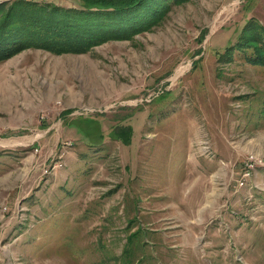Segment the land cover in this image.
Wrapping results in <instances>:
<instances>
[{
  "label": "rangeland",
  "instance_id": "374dc122",
  "mask_svg": "<svg viewBox=\"0 0 264 264\" xmlns=\"http://www.w3.org/2000/svg\"><path fill=\"white\" fill-rule=\"evenodd\" d=\"M249 17L264 0H187L0 61V264H264V68L219 58Z\"/></svg>",
  "mask_w": 264,
  "mask_h": 264
},
{
  "label": "trees",
  "instance_id": "16d2710c",
  "mask_svg": "<svg viewBox=\"0 0 264 264\" xmlns=\"http://www.w3.org/2000/svg\"><path fill=\"white\" fill-rule=\"evenodd\" d=\"M187 0H76L63 6L37 0L0 2V61L18 49L36 47L52 53L83 52L110 39H131L161 22L173 6ZM243 54L264 68V25L249 17L236 41L220 57Z\"/></svg>",
  "mask_w": 264,
  "mask_h": 264
},
{
  "label": "built area",
  "instance_id": "2783aa9c",
  "mask_svg": "<svg viewBox=\"0 0 264 264\" xmlns=\"http://www.w3.org/2000/svg\"><path fill=\"white\" fill-rule=\"evenodd\" d=\"M249 167H250V170H246V171H244V173H243V177L249 176L250 171L253 170V168H254V164L251 163Z\"/></svg>",
  "mask_w": 264,
  "mask_h": 264
},
{
  "label": "crops",
  "instance_id": "0c3cea01",
  "mask_svg": "<svg viewBox=\"0 0 264 264\" xmlns=\"http://www.w3.org/2000/svg\"><path fill=\"white\" fill-rule=\"evenodd\" d=\"M0 2H2V1H0Z\"/></svg>",
  "mask_w": 264,
  "mask_h": 264
}]
</instances>
